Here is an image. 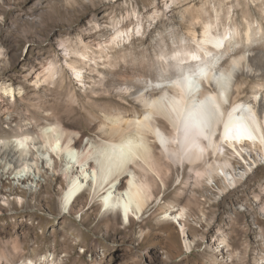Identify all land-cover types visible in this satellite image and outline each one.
Here are the masks:
<instances>
[{"label":"rangeland","instance_id":"374dc122","mask_svg":"<svg viewBox=\"0 0 264 264\" xmlns=\"http://www.w3.org/2000/svg\"><path fill=\"white\" fill-rule=\"evenodd\" d=\"M101 4L106 6L101 14L88 9ZM198 13L215 22L214 33L232 35L227 50L211 47L218 54L216 69L230 75L228 104L240 84L242 100L256 106L264 120V0H0V87L14 89V98L0 89V136L19 126L38 131L49 110L56 112L50 121L76 130L77 145H85L98 138L106 115L144 114L137 96L155 95V84L172 83V54L198 49L189 30ZM138 25L141 33H125L105 46L117 28ZM197 30L202 31L200 23ZM80 37L92 60L81 64L77 77L70 64L73 49L84 48ZM207 58L202 53L198 61ZM51 61L58 73L45 82ZM203 79L201 88L210 89ZM150 140L162 159L158 142ZM244 156L234 160L237 184L225 185L223 178L200 182L187 164L162 170L170 174L167 186L156 180L157 199L125 224L91 201L88 191L63 210L67 182L60 172L41 163L28 176L16 175L0 152V264L40 261L47 254L55 256V264H264V157L252 150ZM60 164L55 156V168ZM182 204L188 207L184 219L172 214Z\"/></svg>","mask_w":264,"mask_h":264},{"label":"bare ground","instance_id":"6f19581e","mask_svg":"<svg viewBox=\"0 0 264 264\" xmlns=\"http://www.w3.org/2000/svg\"><path fill=\"white\" fill-rule=\"evenodd\" d=\"M75 5L72 4L71 8L77 12L79 8ZM104 8L106 6L103 4L95 8L88 7L97 14H101ZM82 14L87 15V11H82ZM216 15L217 20L219 14ZM197 23L202 25L201 32L197 30ZM191 24L189 30L197 39L198 49L193 51L184 48L172 54L175 68L171 77L172 83L155 84V95L144 92L137 96L138 103L145 107L144 114L129 118L124 116L121 110L110 113L106 115L107 122L100 125V134L96 140L92 138L85 145H77L78 132L68 128L60 120L50 121L56 117V112L48 110L47 114H43L48 121L41 125L38 131L32 126H19L14 134L0 136L1 159L5 161V165L17 169L16 175L25 177L31 174L34 166L45 163L66 179V187L60 198L63 210L70 209L78 198L88 191L91 201L98 200L105 211L117 214L125 224H131L133 217L143 215L149 205L157 199L156 180L167 186L170 174L162 170H172L178 166L186 168L187 164L190 172L200 182L205 179L223 178L225 185L237 184L240 179L235 173L234 160L244 159V154L251 150L264 157L263 115L259 114L256 106L253 107L242 100L240 84L234 87V100L228 104L232 91L231 81L225 84L221 79L229 75L216 69L215 57L217 58L218 54L213 53V48L227 50L231 45L232 35L228 34V31L223 35L214 33L215 22L211 19L205 20L200 13L195 15ZM135 31L141 33V26L131 30L117 28L105 46L112 45L125 33L129 37V33ZM247 35H250L249 29ZM79 40L80 43H85L83 37ZM88 48V43H85L82 50L73 49L75 57L70 65L77 77L82 74L81 64H88L92 60ZM202 53L208 56L206 60L199 62L198 59H192L199 58ZM194 62L197 65L191 70ZM231 70L232 68L229 69ZM43 73L45 82H53L58 73L56 63L51 61ZM204 74L210 89L201 88L200 81ZM0 89L14 98V89L10 85L1 86ZM209 98L215 101L219 113L210 122L206 121L202 125L201 134H186L184 120L187 111L193 105ZM261 107L260 101L259 110ZM164 118L172 126L170 133L165 131L167 126L164 124ZM38 120H35L36 126L39 124ZM226 123L232 129L243 126L251 130L255 141H241L237 146L236 143L226 140L223 127ZM150 137L155 138L169 162L162 160L164 157H157L155 145ZM55 156L61 160L58 169L55 168ZM38 170L41 172L42 168ZM183 198L180 196L178 201L181 203ZM175 208L172 214L184 219L188 207L182 204L176 210ZM240 216L237 215V218ZM182 230L183 233L186 232L185 227ZM185 243L187 248L192 247L189 241L186 240ZM44 261L55 264V256L47 254L41 256L40 261L23 258L14 264H41Z\"/></svg>","mask_w":264,"mask_h":264},{"label":"snow or ice","instance_id":"6c2138e0","mask_svg":"<svg viewBox=\"0 0 264 264\" xmlns=\"http://www.w3.org/2000/svg\"><path fill=\"white\" fill-rule=\"evenodd\" d=\"M217 47H222V45H217ZM223 55V54H221ZM195 61L198 58L192 57ZM234 67H236L234 63ZM221 79L227 84L230 80V75L226 77H221ZM191 84V81H189ZM219 113L218 106L215 101L209 98L205 102H201L198 105H193L190 110L187 111L184 120V130L186 134H201L202 125L207 121L210 122L214 116ZM224 134L225 139L230 140L239 146L241 141H255V137L252 135L251 130L245 129L243 126H237L232 129L228 124H224Z\"/></svg>","mask_w":264,"mask_h":264}]
</instances>
